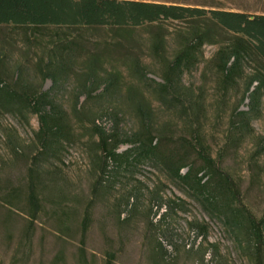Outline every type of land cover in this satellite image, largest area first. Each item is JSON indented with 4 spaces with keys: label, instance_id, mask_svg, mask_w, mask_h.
<instances>
[{
    "label": "rangeland",
    "instance_id": "374dc122",
    "mask_svg": "<svg viewBox=\"0 0 264 264\" xmlns=\"http://www.w3.org/2000/svg\"><path fill=\"white\" fill-rule=\"evenodd\" d=\"M144 1L264 14V0ZM189 27L179 21L162 25L168 59L177 48V34ZM233 37L230 33L216 36L219 42L202 47L199 63L184 70L172 89L167 99L171 104L161 102L149 85L136 81L131 70H113L117 66L108 63L106 70H97L100 87L88 98L79 95L86 72L80 59L53 92L66 112V133L54 154L40 150L39 121L28 106L0 103V264H105L109 252L114 254L112 264H258L259 256L264 261V245L256 254L244 238L239 237L242 243L238 244L161 167L150 161L108 162L103 171L100 135L95 131V126L106 133L115 128L121 140L137 131L138 114L125 90L129 86L141 89L151 106L152 135L165 136L169 147L200 135L210 155L238 186L241 204L257 219L264 218V97L250 117L248 133L239 134L232 126L235 108L246 110L249 105L245 88L249 77L261 68L260 59L251 53L234 81H225L216 67L217 51ZM58 38H75L83 47L82 58L119 41L100 27L77 31L50 27L33 35L0 26L1 84L18 91L47 90L51 81L42 80L37 61L45 58ZM133 38L129 52L141 58L147 77L162 82L166 70L153 59L148 35L139 31ZM112 72L118 73V87L101 94V81ZM130 147L123 143L118 152ZM187 156L199 164L194 151ZM30 186L38 203L32 207L34 215L27 200ZM160 198H179L181 210L159 218L164 212L163 206L158 208ZM86 214L88 229L82 233ZM195 224L207 226L206 241L196 237Z\"/></svg>",
    "mask_w": 264,
    "mask_h": 264
},
{
    "label": "trees",
    "instance_id": "16d2710c",
    "mask_svg": "<svg viewBox=\"0 0 264 264\" xmlns=\"http://www.w3.org/2000/svg\"><path fill=\"white\" fill-rule=\"evenodd\" d=\"M168 21L186 22L190 25L186 31L177 34V48L170 59L163 51L165 38L162 25ZM0 26L20 29L33 35L50 27L75 31L100 27L119 38L118 42L104 46L100 52L87 54L85 58L79 53L83 47L75 38H58V41L52 43L45 58L40 57L37 61L42 80L48 78L51 81L47 90L39 88L37 91H28L24 88L18 91L1 84L0 80L2 105L18 103L28 106L37 115L39 129L36 135L41 151L54 154L59 152L62 145L61 139L66 133V112L55 100L53 92L68 71L74 70L80 59L86 72L79 95L88 98L100 87L97 84V70H106L104 64L108 63L119 66L113 70H121L120 67L131 70L136 81L149 85L151 92L161 102L171 104L172 101L167 99L172 89L179 83L184 70H192L199 63L202 47L219 42L215 40L216 36L230 33L234 37L230 39V43L219 48L216 57L217 70L224 80L233 82L236 71L241 70L244 59L251 53L260 59L261 66L249 77L245 88V95L249 96L247 109L241 110L237 106L233 112L232 126L236 132L243 134L250 131V117L259 110L261 98L264 97V14L248 15L245 12L206 10L144 0H0ZM139 31L148 35L153 59L157 60L161 70H166L162 82L147 77L141 58L128 50L134 43V35ZM101 82V94L115 91L119 83L118 73H109ZM254 83L256 85L251 90ZM125 94L129 105L138 114L139 128L121 140L115 128L106 133L95 126V131L100 135L98 146L103 156V171L108 162L136 164L150 161L161 167L169 178L179 182L209 216L222 223L238 244L242 243L239 237L244 238L246 244L258 254V250L264 245V218L257 219L241 204L238 186L210 155L200 140V135L182 138L175 147H169L165 136L158 138L150 131L151 106L143 91L129 86ZM116 116L115 113L114 125L118 124ZM123 143L130 144L131 147L119 153L118 147ZM190 150L196 153L198 165L188 160L187 153ZM27 200L31 208L37 207V196L32 186ZM182 203L179 198L168 201L160 198L158 208L163 206L164 212L159 218L165 217L169 212L181 210ZM34 210L31 215H34ZM88 223L86 214L82 221V233L87 231ZM194 230L197 238L206 241L205 224H195ZM209 246L215 247L214 244ZM107 256L105 264H112L114 254L109 252ZM257 259L258 264H264V261H260V256Z\"/></svg>",
    "mask_w": 264,
    "mask_h": 264
}]
</instances>
